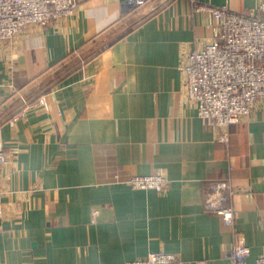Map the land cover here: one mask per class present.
Wrapping results in <instances>:
<instances>
[{
    "label": "crops",
    "instance_id": "1",
    "mask_svg": "<svg viewBox=\"0 0 264 264\" xmlns=\"http://www.w3.org/2000/svg\"><path fill=\"white\" fill-rule=\"evenodd\" d=\"M201 1L250 11L259 0ZM124 2L82 0L73 18L0 41V264H119L160 249L178 264H230L234 234L207 205L226 180L254 264L264 255V105L222 140L187 99L180 65L181 52L218 36L209 13L191 0ZM137 174L169 188H135L126 181Z\"/></svg>",
    "mask_w": 264,
    "mask_h": 264
},
{
    "label": "built area",
    "instance_id": "2",
    "mask_svg": "<svg viewBox=\"0 0 264 264\" xmlns=\"http://www.w3.org/2000/svg\"><path fill=\"white\" fill-rule=\"evenodd\" d=\"M82 0H0V41L24 34L31 25H46L54 20L73 18ZM197 11L208 12L219 29L218 36L201 46H192L180 54L187 99L194 102L198 115L228 141L229 128L241 122L264 105V0L250 11H238L227 4L191 0ZM148 0H125L124 10L140 8ZM38 104L49 108L46 94ZM20 110L9 118L14 124L24 114ZM7 155L0 149V218L7 210L3 166ZM126 182L135 188H155L165 192L170 180L162 175H134ZM236 192L229 180L220 181L207 196V205L214 207L234 234L227 250L230 264H249L252 253L244 234L236 228V209L229 200ZM228 193V195H226ZM119 264H178L175 253L160 249L146 257ZM254 264H264V255Z\"/></svg>",
    "mask_w": 264,
    "mask_h": 264
}]
</instances>
